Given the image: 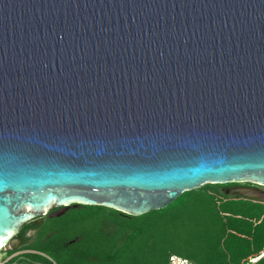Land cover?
Instances as JSON below:
<instances>
[{
  "label": "water",
  "instance_id": "95a60500",
  "mask_svg": "<svg viewBox=\"0 0 264 264\" xmlns=\"http://www.w3.org/2000/svg\"><path fill=\"white\" fill-rule=\"evenodd\" d=\"M208 183L264 201V0H0V248Z\"/></svg>",
  "mask_w": 264,
  "mask_h": 264
},
{
  "label": "trees",
  "instance_id": "16d2710c",
  "mask_svg": "<svg viewBox=\"0 0 264 264\" xmlns=\"http://www.w3.org/2000/svg\"><path fill=\"white\" fill-rule=\"evenodd\" d=\"M211 185L214 192L203 189L206 197L185 191L166 208L140 216L114 209L117 220H109L96 234L63 239L67 226L52 227L49 215L38 217L21 228V247L48 254L73 251L71 264H167L172 253L196 264H264V201L229 195L218 191L222 184ZM39 258L27 251L18 260L42 264Z\"/></svg>",
  "mask_w": 264,
  "mask_h": 264
},
{
  "label": "rangeland",
  "instance_id": "374dc122",
  "mask_svg": "<svg viewBox=\"0 0 264 264\" xmlns=\"http://www.w3.org/2000/svg\"><path fill=\"white\" fill-rule=\"evenodd\" d=\"M250 185L248 183H228L217 186L218 191L226 192L234 186H245ZM214 192L215 188L211 184H205L200 188L191 190V195L203 194L206 197L205 189ZM204 189V190H203ZM228 194V193H227ZM229 195H233L229 193ZM169 206V205H168ZM164 209V208H163ZM147 214V213H146ZM118 213L112 208H108L100 205H74L67 209L65 213L59 216L51 217L48 225L52 227H62L67 226L68 229L61 232L63 239L75 236L80 233L96 234L101 232L109 220L118 218ZM140 222V220H136ZM19 251H28L23 247L19 248ZM40 260L42 264H71L70 256H73V251L64 252L60 250L59 252L53 251L48 253L39 251ZM25 253L22 252L21 255Z\"/></svg>",
  "mask_w": 264,
  "mask_h": 264
},
{
  "label": "built area",
  "instance_id": "2783aa9c",
  "mask_svg": "<svg viewBox=\"0 0 264 264\" xmlns=\"http://www.w3.org/2000/svg\"><path fill=\"white\" fill-rule=\"evenodd\" d=\"M22 252L27 251H8L4 248H0V264H24L18 258L21 256ZM28 252L38 253L41 254L39 251L36 250H28ZM264 255L262 253L260 256ZM167 264H196L192 259L182 256L177 253H172L169 255Z\"/></svg>",
  "mask_w": 264,
  "mask_h": 264
},
{
  "label": "flooded vegetation",
  "instance_id": "af4514ba",
  "mask_svg": "<svg viewBox=\"0 0 264 264\" xmlns=\"http://www.w3.org/2000/svg\"><path fill=\"white\" fill-rule=\"evenodd\" d=\"M36 232V229H33V230H31L30 232H29V235L31 236L32 234H34ZM80 239V237L77 239V240H79ZM22 244H23V242H22ZM22 244H21V246H22ZM80 255V254H79Z\"/></svg>",
  "mask_w": 264,
  "mask_h": 264
}]
</instances>
